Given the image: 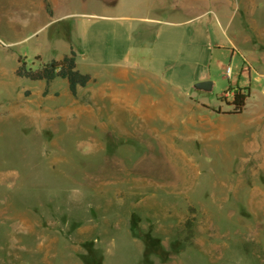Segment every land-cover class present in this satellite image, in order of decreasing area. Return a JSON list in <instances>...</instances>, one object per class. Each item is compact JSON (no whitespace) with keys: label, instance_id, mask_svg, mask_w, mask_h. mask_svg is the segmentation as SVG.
I'll list each match as a JSON object with an SVG mask.
<instances>
[{"label":"rangeland","instance_id":"rangeland-1","mask_svg":"<svg viewBox=\"0 0 264 264\" xmlns=\"http://www.w3.org/2000/svg\"><path fill=\"white\" fill-rule=\"evenodd\" d=\"M50 1L0 0V264H264V0Z\"/></svg>","mask_w":264,"mask_h":264},{"label":"trees","instance_id":"trees-1","mask_svg":"<svg viewBox=\"0 0 264 264\" xmlns=\"http://www.w3.org/2000/svg\"><path fill=\"white\" fill-rule=\"evenodd\" d=\"M46 10L50 15H53V7L50 0H43ZM19 67L16 75L21 78H27L32 81H45L49 86L57 78L66 79L69 84V90L73 96H77L79 87L85 88L91 81V76L82 73L77 69V61L75 53L64 56L62 59H53L49 62L40 64L37 68H32L25 61L19 60ZM249 97L248 93L238 89L233 94V109L231 114H239L243 111L246 100ZM194 210L193 208L191 209ZM196 217L189 216L182 231V240L186 243H191L195 235Z\"/></svg>","mask_w":264,"mask_h":264},{"label":"water","instance_id":"water-1","mask_svg":"<svg viewBox=\"0 0 264 264\" xmlns=\"http://www.w3.org/2000/svg\"><path fill=\"white\" fill-rule=\"evenodd\" d=\"M214 86V82L205 80L200 81L194 85V88L196 90L205 91V92H211Z\"/></svg>","mask_w":264,"mask_h":264},{"label":"built area","instance_id":"built-area-1","mask_svg":"<svg viewBox=\"0 0 264 264\" xmlns=\"http://www.w3.org/2000/svg\"><path fill=\"white\" fill-rule=\"evenodd\" d=\"M231 74V68H228L227 75L229 76ZM226 96H231V94L227 93ZM233 96V95H232Z\"/></svg>","mask_w":264,"mask_h":264},{"label":"crops","instance_id":"crops-1","mask_svg":"<svg viewBox=\"0 0 264 264\" xmlns=\"http://www.w3.org/2000/svg\"><path fill=\"white\" fill-rule=\"evenodd\" d=\"M145 19H146V20H148V21H154L153 19H151V18H148V17H147V18H145ZM227 93H228V92H227ZM227 93H226V94H227Z\"/></svg>","mask_w":264,"mask_h":264}]
</instances>
